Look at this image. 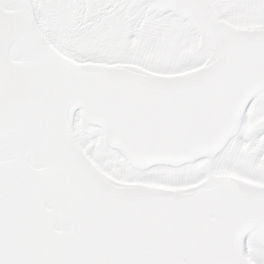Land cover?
<instances>
[{
  "label": "snow or ice",
  "instance_id": "6c2138e0",
  "mask_svg": "<svg viewBox=\"0 0 264 264\" xmlns=\"http://www.w3.org/2000/svg\"><path fill=\"white\" fill-rule=\"evenodd\" d=\"M0 264H264V0H0Z\"/></svg>",
  "mask_w": 264,
  "mask_h": 264
}]
</instances>
